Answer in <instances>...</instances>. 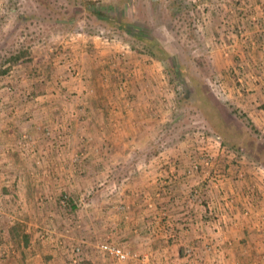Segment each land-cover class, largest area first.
Here are the masks:
<instances>
[{"label": "crops", "instance_id": "1", "mask_svg": "<svg viewBox=\"0 0 264 264\" xmlns=\"http://www.w3.org/2000/svg\"><path fill=\"white\" fill-rule=\"evenodd\" d=\"M227 2L220 5L223 25L214 30L220 43L209 49L207 57L216 74L226 75L230 91L241 105L235 96L236 100L229 97V101L246 110L254 108V114L259 106L260 117L264 115V0ZM81 66L87 74L97 73L99 68L94 66L91 71L86 63ZM128 69L138 81L128 87L132 100L114 99L113 94L122 91L117 83L98 86L96 98L90 100L87 86L79 89L84 121L95 117L98 126H78V131L86 140L94 133L97 144L85 140L75 146V136L69 135L64 136L69 137L66 145L52 146L46 138L58 133H52L53 137L30 133L36 142L28 143L27 151L22 149L18 140L24 135L23 116L21 111L16 115V106L30 103L4 97L0 108V264H73L77 247L82 249L79 264H264V229L255 228V214L252 218L240 215L245 191L255 182L252 172L244 167L249 173L247 182H236L232 166L223 188L236 197V206L233 214L222 216L218 230V223L210 221L203 206L212 203L221 212L217 192L202 190L200 202L190 199L193 189L204 188L201 175H186L196 149L185 144H153L156 135L169 136L161 125L148 127L153 121L148 107L154 88L149 81L145 85L140 81L144 78L141 69L135 65ZM143 73L151 75L150 70ZM36 104L42 107L41 112L31 110L39 117L36 126L71 115L70 102L65 100L60 103L49 96L31 103ZM59 104H64L63 110L58 111ZM140 122L146 123L140 126ZM105 127H110L107 133ZM94 180L101 189L91 186ZM58 186L65 188L59 190ZM67 190L73 198L63 203ZM259 192L263 202L264 181L260 179ZM72 202L80 203L81 209ZM256 205L259 207V201ZM101 243L127 249L138 258L120 262L100 251Z\"/></svg>", "mask_w": 264, "mask_h": 264}, {"label": "rangeland", "instance_id": "2", "mask_svg": "<svg viewBox=\"0 0 264 264\" xmlns=\"http://www.w3.org/2000/svg\"><path fill=\"white\" fill-rule=\"evenodd\" d=\"M160 1L162 0H3L0 3V92L2 95L0 108L7 95L12 99L18 97L23 103H30L22 106L18 104L21 107L16 106L18 110L14 109L16 115L21 111L23 133L33 137L31 143L36 139L30 133L46 135L47 131H51L53 134H58H55L53 139L46 138L50 145L64 146L66 145L64 141L69 138L64 136L74 135L75 139L72 142L75 146H80L86 139L80 136L81 131H78V126H82L83 129L85 126L89 128L98 126L95 117L94 119L90 117L87 122L84 121L83 116L86 112L81 111L83 109L80 105V87L84 84L87 86V97L90 100L96 98L98 86L117 83L116 87L120 84L122 91L113 94L114 99L132 100L134 96L131 95V89L128 87L130 83L138 81L128 68L135 65L137 69L142 70L141 76L144 78L140 81H145L144 85L149 81L154 88L149 95L152 106L148 107V113L152 114L153 121L148 127L156 128L161 125L165 133L169 134V136L156 135L153 140L154 145L156 143L157 146L164 144L166 147H172L185 144L192 149L191 137L193 132L198 131L220 137L211 125L209 115L187 102V92L198 88L200 92L214 100L217 109L220 110V117L231 131L238 134L243 129L246 134L252 133L264 146V121H259L264 115L259 117V106L255 107L254 114V108L246 110L247 108L238 106L236 102L234 104L230 102L229 100L232 99L229 97L235 99L236 95L233 90L230 91L231 85L226 82V77L224 78L226 75L216 74L213 63L207 57L209 49L214 48L215 45L218 47L220 43L219 37L214 35V30L223 25L224 8L220 5L228 3L227 0H184L188 12L183 9V12L178 13L177 18L172 22H166L164 15H160L158 24L162 23L164 27L160 28L163 29L161 33H164L160 35L164 36L165 47L170 50L171 56L169 60L163 61L150 54L142 41L136 37L96 21L87 12L88 8H94L108 16L118 19L124 17L134 23H141L155 33L159 25L152 18L153 5ZM68 17L71 20H64ZM85 63L91 71H93L92 67L99 65L97 73L87 74L81 66ZM144 70H150L151 75L143 73ZM241 94L243 95L242 91ZM49 96L59 100L60 103L64 100L65 103L70 102L68 111L71 115L65 117L60 115L57 116L58 120L54 119V123L36 126L39 117L33 113L35 110L41 112L42 107L36 104V108L31 103L35 99L45 100ZM236 99L240 103L238 96ZM39 103L42 101L39 100ZM58 106V111L63 110L64 104ZM50 108L54 109L55 105ZM33 109L34 111L31 112ZM71 109L75 113H72ZM15 110H12L13 114ZM29 113L30 118H28ZM134 123L126 122L127 126ZM143 123L146 122H140V126ZM109 129L110 127H105L104 132L107 133ZM93 134L90 133L92 137L86 140L89 145L97 144ZM24 135L18 143L22 142ZM56 135L61 136V139ZM28 148L29 145L22 149L27 151ZM223 149L224 162L232 165H235L236 160L244 159L246 163L252 162L245 153L231 151L232 149L228 148V150L225 147ZM60 171L61 174L65 172ZM236 174L235 169L233 179ZM92 182L91 186L95 190L101 189V187L96 188V180ZM71 184L75 186L77 182ZM58 188L62 190L65 187L58 186ZM74 190L76 188H73ZM63 193V203L72 200L73 197L68 190ZM73 203L75 204V202L71 204ZM79 205L78 202L77 206L75 204L78 210L81 209ZM121 207L123 209L124 205ZM132 255L134 257L130 260L138 258L137 254L132 253Z\"/></svg>", "mask_w": 264, "mask_h": 264}, {"label": "built area", "instance_id": "3", "mask_svg": "<svg viewBox=\"0 0 264 264\" xmlns=\"http://www.w3.org/2000/svg\"><path fill=\"white\" fill-rule=\"evenodd\" d=\"M1 100L2 95L0 92V102ZM46 136L53 137L52 132L47 131ZM32 141V136L24 135L22 142L19 141L18 145L20 147H25ZM191 141H193L191 146L194 150L196 149V158L192 160L186 171V175L191 177L201 175L204 188L193 189L190 194V199L195 203L200 202L202 190L217 192V194L221 197V205H223L221 212L217 211L212 203H206L203 206L206 209L207 215L210 217V221H214V224L217 222L218 230H220V221L223 220V217L230 216V213L233 214V207L236 206L235 202L237 200L234 195H227L224 193L223 186L226 179H228L225 175H228V173L232 171V166H234L237 172L236 177H234V181L246 183L247 175L249 173H247V170L244 169V167H248L256 180L254 179L255 182L253 185H248L244 194L245 205L241 212H239L240 215L245 218H252V215L255 214L257 219L255 228L257 230L264 229V201L261 202L262 198L259 192V179L264 181V167L256 165L252 162L246 163L244 159L239 161L236 160L235 165L222 161L221 157L224 155V149L221 138L213 136L210 133L204 131L193 132ZM258 201L259 207L256 205ZM256 207L258 208L254 211ZM99 249L105 254L116 258L120 262L128 261L134 257V255H132V253L127 249L115 246L111 243H103L99 246ZM74 252L76 256L72 258V263L79 264L81 262L82 249L77 247L74 249ZM188 254H192V252L188 251Z\"/></svg>", "mask_w": 264, "mask_h": 264}, {"label": "trees", "instance_id": "4", "mask_svg": "<svg viewBox=\"0 0 264 264\" xmlns=\"http://www.w3.org/2000/svg\"><path fill=\"white\" fill-rule=\"evenodd\" d=\"M183 9L188 12L187 7L184 5V0H162L153 5L152 18L156 21V24H158V18L160 15H164L166 22H172L177 18L178 13L183 12ZM87 12L95 18L96 21L102 22V24L105 23L109 27L128 33L142 41L145 45V49H147L154 57L159 58L162 61L171 58L170 50L165 47L164 36L160 35L164 34L161 33L163 29H160L164 28L162 23L161 25L158 24L157 32L153 33L152 30H148L141 23H134L124 17H119L118 19L113 16H108L106 13L94 8H88ZM66 20H71V18L68 17ZM187 96L186 99L188 103H191V105L196 106L203 113L205 112L209 115L212 122L211 125H213V128L217 134L219 133L218 135L222 139L223 147L232 149L231 151L235 150L237 152L245 153L252 159L254 164L264 167V146L259 143V138L252 133H244L243 129L242 132L240 131L238 134L231 131V128L226 126L225 121L220 117V110L217 109L218 107L215 105L214 100L204 95L198 90V88L187 92ZM222 105L226 106L229 104L222 103ZM252 138L253 140H251ZM14 230L16 234V228ZM24 239L25 242L28 243V237H24Z\"/></svg>", "mask_w": 264, "mask_h": 264}]
</instances>
